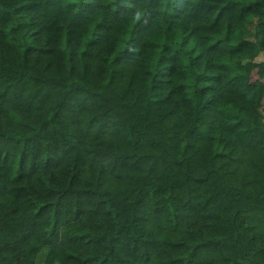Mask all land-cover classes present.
<instances>
[{"label": "trees", "instance_id": "trees-1", "mask_svg": "<svg viewBox=\"0 0 264 264\" xmlns=\"http://www.w3.org/2000/svg\"><path fill=\"white\" fill-rule=\"evenodd\" d=\"M264 0H0V264H264Z\"/></svg>", "mask_w": 264, "mask_h": 264}, {"label": "rangeland", "instance_id": "rangeland-1", "mask_svg": "<svg viewBox=\"0 0 264 264\" xmlns=\"http://www.w3.org/2000/svg\"><path fill=\"white\" fill-rule=\"evenodd\" d=\"M256 60H264V52H260L256 57ZM264 109V106H263ZM264 111V110H263Z\"/></svg>", "mask_w": 264, "mask_h": 264}]
</instances>
